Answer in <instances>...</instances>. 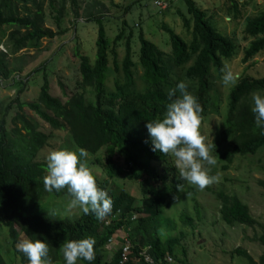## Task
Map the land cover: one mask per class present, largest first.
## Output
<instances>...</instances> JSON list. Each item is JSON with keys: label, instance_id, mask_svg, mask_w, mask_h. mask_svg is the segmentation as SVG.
I'll return each instance as SVG.
<instances>
[{"label": "trees", "instance_id": "1", "mask_svg": "<svg viewBox=\"0 0 264 264\" xmlns=\"http://www.w3.org/2000/svg\"><path fill=\"white\" fill-rule=\"evenodd\" d=\"M183 1L186 14L178 12V16L189 39L162 25L171 49V54L166 55L139 31L138 64L132 58V34L125 35L126 22L123 21V27L109 44L101 21L103 16L87 13L85 22L97 26L94 60L91 62L75 48L79 80L73 83L71 90L61 85L59 94H53L48 80V63L32 70L25 78L16 79L17 74L9 67L6 58L30 42L63 36L68 31L62 27L61 21L65 0L48 2L55 12V30L43 27L45 15L36 0H31L35 10L22 16L9 7L7 0H0V29L13 27L5 45L7 53L0 51V83L10 81L18 88L13 101L0 104V227L6 228L11 243V250H4L7 259L0 254V264H27L14 247L21 233L46 239L50 256L57 264H63L59 246L64 239L91 236L95 239V259L91 264H116L121 259V250L118 248L113 260L108 262L101 254V248L119 231L125 233L132 245L126 264H143L138 260L137 252L146 245L152 248L155 259L169 253L179 264H189L177 260L175 251L179 239L167 237L163 234L166 228L162 230L161 227L162 209L184 191L185 183L176 178L170 154L165 156L151 150L145 123L162 114L168 89L182 80L202 106L201 124L209 122L212 112L223 119V129L218 132L214 143L219 162L223 163L221 171H226L236 156L254 155L264 149V135L259 134L251 112V95L264 93V76H239L223 101L216 94L214 84L232 59L241 56V63L252 65L264 53V11L244 17L242 31L235 32L231 38L217 29L211 16L194 0ZM226 1L230 2L233 11L227 15L238 16L237 3ZM250 1L244 0L242 5ZM56 4H59L58 8ZM122 39L124 56L118 61L116 47ZM110 55L113 70L118 73L112 88L106 85ZM137 67L141 69V74L136 77L140 86L135 83ZM37 73H42V84L35 99L21 101V87L35 84ZM220 106H223L224 113L219 112ZM24 108L35 116L29 119L21 114ZM18 122L22 123L21 127ZM42 123L48 126L49 132H67L72 146L85 149L92 157L88 165L99 167L102 174L110 178L107 182V179L96 177L98 187L112 198V211L103 220L81 211L74 217H61L44 209L42 199L45 194L67 200L69 197L65 190L48 192L44 189L42 178L46 162L37 161V158L52 135L45 129L42 131ZM224 143L228 144L229 150L221 152L219 148ZM116 180H139L140 197H133ZM188 187V195H195L193 188ZM211 193L219 200L220 220L226 226L259 229V235L255 232L251 241L264 246V227L251 216L248 206L235 195L213 190ZM132 213L137 215L135 220L131 219ZM183 223L192 222L185 218ZM14 226L19 228L17 234L13 231ZM10 253L13 258H8ZM232 254L243 257L249 264H264V255L255 261L241 248L232 250ZM77 264L86 262L80 260Z\"/></svg>", "mask_w": 264, "mask_h": 264}, {"label": "rangeland", "instance_id": "2", "mask_svg": "<svg viewBox=\"0 0 264 264\" xmlns=\"http://www.w3.org/2000/svg\"><path fill=\"white\" fill-rule=\"evenodd\" d=\"M9 7L20 16L25 15L27 11H34L35 7L31 0L24 2L20 0H7ZM74 1V2H73ZM161 6L156 8L153 6L152 0H65L64 11L62 12V27L68 31L61 37L53 40L43 38L38 42H30L27 47L21 49L14 55H9L6 61L9 67L15 70L18 77L25 78L28 73L36 68L46 65L50 69L48 74L49 84L53 94H59L61 85L68 86L71 90L73 83L79 80L78 75V60L74 55V50L77 48L82 54L86 55L91 62L94 60L97 26L95 23L85 22L87 13H100L103 16V26L109 44H112L114 38L123 27V21L126 22L125 35L131 32L130 40L132 48L133 61L138 64V49L139 43L137 36L139 31H142L145 38L154 43L166 55L171 54L169 45V37L163 31L162 25H167L176 34L183 38H188L187 32L183 27L178 12L186 14V6L183 0H160ZM200 9L207 12L211 16L217 29L229 37L238 34L242 31L243 19L253 13L264 11V0H252L247 5H242L244 0H232L238 5V16L231 17V4L226 0H194ZM40 4L43 14V27L55 30L53 24V16L55 12L49 6V0H36ZM57 8L59 4H56ZM229 14V15H227ZM74 26V28H73ZM13 27L3 26L0 29V51L7 53L5 47L8 33ZM75 29V30H74ZM124 39L118 42L116 51L118 61H121L124 56ZM241 56L229 61L227 66L236 76L234 83L225 85L221 78L216 79L215 92L220 99L225 98L224 95L229 88L233 86L239 76L249 75L254 78L264 76V53L257 57L254 63H241ZM18 69L21 71L18 72ZM141 74V69L136 68L135 78ZM42 73H37L35 84H25L20 94L21 101H33L38 92L39 86L42 84ZM118 75L113 70L111 55L109 57V75L106 85L109 88L113 87L114 77ZM1 81V79H0ZM6 83V84H4ZM0 83V104H7L16 97L18 88L13 86L11 82ZM137 86L141 82L138 78L135 79ZM4 84V85H3ZM90 94L87 95V97ZM223 103V102H222ZM219 112L224 113L223 106H220ZM27 115L29 119L33 117V112L24 108L21 112ZM35 116V115H34ZM224 117V115H222ZM41 121V120H40ZM9 126V125H8ZM7 126V127H8ZM22 123L18 122V127ZM42 131L45 129L49 132L48 126L42 123ZM223 129V119L218 114L212 112L208 123L201 124V132L207 137H210L215 147L217 134ZM52 138L49 144L39 152L37 161H45L49 150L58 148H69L76 150L70 143V137L67 132L56 131L49 132ZM12 135L11 137H14ZM212 149L211 154L217 156L216 149ZM220 151L229 150L228 144L224 143L220 146ZM216 153V154H215ZM92 157H86L87 164L92 162ZM217 162L210 168V174L218 176V180L207 186L203 190L197 189V195H188V184L184 193L175 196L169 204L161 211V227L164 235L167 237L178 238L176 245L175 256L178 261L189 264H249L243 257L232 254V250L241 248L245 250L255 261L260 255H264V246L259 245L256 241H251L256 232L260 233L259 229L252 230L250 227L243 225L226 226L219 215V202L211 192L222 191L227 195L237 196L243 203L248 206L251 216L258 224L264 227V149L259 150L254 155L236 156L231 165L226 171H221L220 167L223 164ZM96 174V177L108 180L107 175H103L99 167H91ZM177 173L179 174V170ZM118 181L117 184L133 197L137 199L138 194L136 181ZM115 181V182H116ZM207 190H211L208 192ZM44 209L48 212L58 213L61 217H74L80 212L79 209H68V202L65 198H56L53 195L45 194L42 199ZM140 205L139 202L136 203ZM190 218V224H184L183 220ZM167 219V220H166ZM187 226H184V225ZM14 233L19 232V228L14 226ZM113 241L108 242L101 248V254L107 257V261L111 262L119 248V242L126 239L124 233L116 232L112 236ZM11 243L8 239L7 230L5 227H0V254L5 255L4 250H11ZM232 254V255H231ZM6 259V255L4 256ZM8 258H13L10 253ZM179 264V262H176Z\"/></svg>", "mask_w": 264, "mask_h": 264}, {"label": "clouds", "instance_id": "3", "mask_svg": "<svg viewBox=\"0 0 264 264\" xmlns=\"http://www.w3.org/2000/svg\"><path fill=\"white\" fill-rule=\"evenodd\" d=\"M235 79V74L225 66L221 76L222 83H234ZM166 99L162 114L145 123L151 150L165 156L170 154L176 178L184 181L185 188L188 184L203 190L215 183L218 176L211 175L210 168L206 167L214 166L217 156L211 154L214 147L211 138H206L200 130L202 106L182 80L168 89ZM251 112L259 134L264 135V93L255 92L251 95ZM87 156L88 152L83 148L49 150L46 156V172L42 178L43 186L48 192L65 190L69 197L66 204L68 209H79L85 215L91 213L97 220H103L112 211V198L104 189L98 187L96 174L87 164ZM193 190L197 195V189ZM136 217L132 213L131 219L135 220ZM112 241L111 238L108 242ZM125 241L129 242L131 252L132 245L127 236L123 242H119V249H122ZM94 245L95 239L91 236L64 239L59 246L63 264H77L80 260L91 264L95 259ZM14 247L26 259L27 264H57L50 256V245L46 239L21 233ZM151 250L148 245L140 247L137 252L138 260L143 264H176L169 253L155 259ZM144 255H147L151 263L143 258ZM119 261L120 259L116 264ZM127 262L129 260L124 264Z\"/></svg>", "mask_w": 264, "mask_h": 264}, {"label": "built area", "instance_id": "4", "mask_svg": "<svg viewBox=\"0 0 264 264\" xmlns=\"http://www.w3.org/2000/svg\"><path fill=\"white\" fill-rule=\"evenodd\" d=\"M153 6L156 8H159V6H161V1L160 0H153ZM121 259L119 261L118 264H124L127 260H128V254L130 252V244L128 241H125V243L122 246L121 249ZM143 254V253H142ZM143 258L150 262L149 258L147 257V255H144ZM151 263V262H150Z\"/></svg>", "mask_w": 264, "mask_h": 264}]
</instances>
